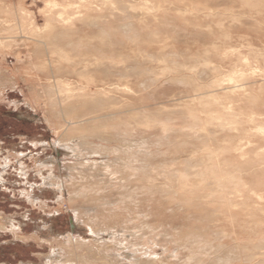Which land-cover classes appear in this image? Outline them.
<instances>
[{"label": "bare ground", "instance_id": "obj_1", "mask_svg": "<svg viewBox=\"0 0 264 264\" xmlns=\"http://www.w3.org/2000/svg\"><path fill=\"white\" fill-rule=\"evenodd\" d=\"M164 1L0 0V93L23 81L28 96L47 109L50 123L87 125L88 131L79 129L78 137H69L61 145L73 151L70 169L85 180L96 177L102 184L96 193H103L106 211H112L109 216L117 215L112 221L97 217L96 208L86 200L89 192L82 190L80 177L70 172L77 191L59 201L70 206L68 201L81 200L70 207L77 221L89 226L92 239L74 234L46 239L64 264H264V187L248 188L245 177L248 171L264 169V12L257 8L264 9V0H237V8L230 7L232 0H206L202 9L201 0H193L192 10L173 19ZM232 9L245 11L236 14ZM198 27L200 37L194 31ZM246 27L258 30L263 47L250 41L251 36H238L236 41L247 46L252 56L241 55L238 43L241 50H235L242 65L235 61L233 69L226 59V68L233 70L217 73L218 63L212 56L216 60L219 54L222 61L219 50L224 57L233 55L237 45L232 44V31ZM20 37L23 44L16 46ZM201 41L204 55L198 59L195 56L202 53L194 56L188 48ZM182 43L185 49L177 48ZM10 55L16 57L11 65L7 63ZM179 58L199 60L206 66L200 67L213 73V80L201 84V79L195 80L199 72L190 69L197 66L198 70L199 64L189 65ZM164 75H181L179 82L197 91L191 99H178L175 107L182 110L185 105L180 112L194 120L199 115L201 123L182 131L190 147L181 150L175 167L165 169L164 161L153 168L147 161L155 130L161 135L159 144L164 142V107L154 114L145 108L142 115L131 114L133 100L140 94L143 101L150 93L149 82L162 83ZM182 75H189L187 79L194 75L192 82L200 84H191ZM258 77L263 78L258 86L247 85V80ZM41 95L45 97L38 98ZM54 183L49 184L59 190L63 187ZM151 194L161 200L163 209L164 199L174 198L167 207L173 214L194 216L198 212L191 206L214 211L217 221L208 223L214 228L211 237L169 238L163 228L152 225L159 215L140 206L139 201ZM248 213H259V220L249 222ZM242 234L248 241H243ZM83 245L95 247L91 254L96 260L65 254L67 246ZM103 252L108 255L102 257Z\"/></svg>", "mask_w": 264, "mask_h": 264}, {"label": "rangeland", "instance_id": "obj_2", "mask_svg": "<svg viewBox=\"0 0 264 264\" xmlns=\"http://www.w3.org/2000/svg\"><path fill=\"white\" fill-rule=\"evenodd\" d=\"M27 2L31 3L32 0H27ZM204 2H206V0H201V2H199L201 9L204 7ZM194 3L195 1L193 0H165L164 9H172V12L168 13V16L173 19L181 16L186 10H192L191 6ZM42 5V1L37 3L38 7ZM238 5L239 2L237 0H232L230 2L231 8H237ZM257 8H259L261 12H264L263 6ZM177 9L180 10V12ZM233 9L231 12L236 14L245 11ZM43 21V17H40L39 22L42 24ZM164 21H166L165 18ZM161 28L163 29V27ZM214 29L217 30L216 27ZM194 31L197 33L198 37H200V32L202 31L200 27ZM261 32L264 33V30H261ZM243 35L248 38L251 36L249 38L250 41L255 43L258 47L262 44L261 46L263 47V43L260 44L256 36L258 35V30L249 31L247 30V27L240 31L239 29H233L232 40L234 43L232 44L234 47L239 43L236 39L239 37L241 39ZM21 41L24 40H21L20 37V40L16 42L15 45H22L23 43ZM239 45L241 46V49H243V51H240L241 55L242 53L243 56L250 54L249 50H246L247 46L245 47L243 45L245 47L243 48L242 44L239 43ZM202 46L203 41H201L195 48H188V51L194 56L195 54L198 55L202 53L198 55V57L195 56V58L200 59L204 55L203 49H199ZM236 47L237 48L233 49H238V51L241 50L238 45ZM177 48L185 49V45L182 43ZM16 49H23V53L28 51L26 48ZM221 51L222 50H219L217 52L221 54L222 61L220 60L219 54H217L219 58H217V56L215 57L216 60L213 59L214 55L212 56V60L218 63L217 65L213 62V65L216 64L218 67L217 73H221L223 70L225 72L230 69L233 70L235 61L239 64L237 66L242 65L240 60L241 55L238 51L236 52L235 50V53L233 52V55L230 54L228 58L222 56L223 54ZM234 54L236 55L234 56ZM250 55L252 56V54ZM226 59H229V63H233L232 65L230 64L233 69L231 66L226 68V64L229 66ZM7 61L9 65L16 63V57L10 55ZM179 61H183L189 65H192V63L199 64V60H195L196 63L195 61H192L191 58H188L187 60L179 58ZM219 64H221V67H219ZM200 65L203 64L200 63L198 67H200ZM203 66L206 67L205 65ZM196 67L197 66H191L190 68L191 70L192 68H195L197 73L199 72V75L197 74L198 76L195 75V80L201 79L199 80L201 84H209L214 78L213 73L211 74V71L207 69L208 67L204 68L201 66V69H198L199 71ZM208 73L211 75L208 76ZM172 76L174 75H164V82L162 83L149 82V84H151L150 93L147 92L145 94L144 100L142 101L140 99V94L139 99L133 100L135 102L132 106L133 110L131 111L133 116L142 115L141 109L143 108L154 114L159 112L158 109H160V107H164V142L159 144V136L161 137V135L158 133V130L154 131V137L151 138V141L153 142L150 148L152 154L147 161L153 164L152 168L160 166L163 161L164 169L167 165L170 168L175 167L176 158L179 156L181 150L190 147V144L186 141L189 138L182 135V131L191 130V127L196 123L201 125L197 120L199 115L196 120H194L193 118L188 119L180 112L185 109V105H183L184 108L182 110V107L180 106L175 107V104L179 102L178 99H191L197 91L195 92V90H192L187 84L179 82L177 78H180L181 75L177 78H173ZM182 76H187L185 79L191 84H195L196 86L200 84L199 81L192 82L193 78H195L194 75L190 76V79L193 77L191 80L187 79L189 78V75ZM249 81L247 80V85L258 86L263 82V78H252L249 79ZM195 85H192V87L195 88ZM215 88L218 89L217 87ZM215 88H213V90ZM216 89L214 91H216ZM220 89H222V87H219L218 91H220ZM28 94V87L23 81L16 85H9L5 92L0 93V264H64L58 260L55 247L47 240L54 236H65L68 234H74L77 237H84V239H92V235L88 225L81 224L77 221L75 212L71 208L74 207L75 204L79 205L81 200L68 201L71 207L67 202L59 201L60 197H64V199L67 200L70 192L73 190L77 191L74 179L70 178V172H73L78 178L81 176L77 170L70 169L75 161L73 151L63 147L61 144H65L63 140L68 142V139H70L69 137H78V130L81 128L84 131H88V127L87 125L80 126L67 123L66 125L61 126L57 121L50 123L47 120L49 117L47 109L44 108L43 105L41 106V104L38 105L34 100L35 98L31 99ZM43 97H45V95L38 96L40 99ZM38 98L37 100L39 101ZM121 120L126 122L123 115H121ZM118 121L119 120H112L111 122ZM197 126L198 125H196V127ZM112 128L113 127L111 126V129ZM97 160H99V158ZM50 166L51 168L53 166L55 167V172L52 176L49 175V173H51ZM89 172L90 171L86 173ZM247 174H249V176L245 177L249 181L248 188L259 189V186L264 187V169L253 172L248 171ZM62 179H65L66 181L61 182ZM52 181H57L59 183H54ZM80 181L82 190H87L89 192L86 200H90L91 205L96 208L97 217L106 221L116 220L117 215L114 217L109 216V213L112 211H106L105 206L107 202H105L103 198L101 199L103 193H96L101 190L100 188L102 185L97 183V178L93 177L91 180H85L83 177H80ZM49 183L63 185V189L61 188L59 190L57 186L50 185ZM173 199L174 198L164 199V209L162 208L161 200L154 198V195L152 194L150 198L140 200L139 202L140 206H145L150 214L159 215V219H157L156 222H152V225L163 228V233L168 234L169 238L187 241L190 236L195 237L203 235L205 237H211L214 228L209 226L208 223L217 221L214 220L215 212L191 206L198 212L194 216H185L180 213L173 214L167 210L169 200L171 201ZM86 200L84 199L83 201ZM201 209H203L204 214H200L199 211ZM207 213L212 217H209ZM259 215V213H248L249 222H257L259 220ZM23 236L24 238L19 239ZM241 237L244 242L248 241V237L245 234H242ZM104 238L108 239L109 236L105 234ZM159 250L161 251L162 249L160 248ZM95 252L96 250L94 246L83 245L77 246V248L67 246L65 254L68 257L87 255L94 257L96 260L94 254H91ZM106 254L107 253L103 252L102 257Z\"/></svg>", "mask_w": 264, "mask_h": 264}]
</instances>
